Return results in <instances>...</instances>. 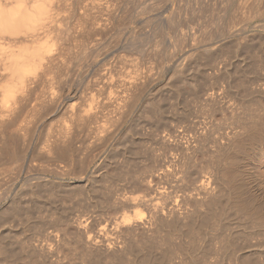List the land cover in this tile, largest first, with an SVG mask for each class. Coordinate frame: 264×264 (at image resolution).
<instances>
[{
	"label": "rangeland",
	"instance_id": "374dc122",
	"mask_svg": "<svg viewBox=\"0 0 264 264\" xmlns=\"http://www.w3.org/2000/svg\"><path fill=\"white\" fill-rule=\"evenodd\" d=\"M42 1L45 4V1L47 0ZM165 1L166 2H164V0H53L51 4L54 3L52 4L53 7L58 8H56L58 12H56L55 10V13L57 14L55 16L59 17L58 13L60 14L59 20L61 21L56 18V21L58 22L57 24L59 26L63 25L61 26V28L65 25L68 30L70 27H74V30L72 29L73 32L70 31L71 28L69 30V33L71 32L70 50H72L71 52L68 51L70 55H67L68 60L66 59L67 61H64V63L66 62V64L62 63L66 66H64V69H62L60 74L55 75L53 73L48 76L47 81L49 83L46 81L48 85L45 82H42L43 84L38 83L37 85H35L36 88H33L30 94H27V91H21L22 89L20 90V88L18 89V87L16 88L15 82H10L11 79L9 77H4L6 81H8V84H6V81L4 79L0 81V107L2 106L0 108V214L2 213L3 208L9 205L8 202L12 199L13 195H18L13 197V199L16 198V200H19L17 202L19 204L21 203L20 206L22 209L20 210L21 214L19 213L18 216L16 215L15 217L13 216L11 218L7 217V221L5 219L1 221L0 224H3L5 227L2 226L0 228V232L1 234L8 232L5 234V236H7V238L11 240L15 236V238L12 240L14 241L13 247L15 246V248H17V252L21 253L18 261L21 263L17 262L16 264H22V262L23 264H29V262L30 264H32L35 259L36 261L33 264L85 263L83 262L84 260H82L83 258L81 257L83 245L79 241L73 243V245L70 244V242H63L59 247H56L58 244V240H55L53 233L54 235L57 233L59 234V232H56L57 230H59V228L56 226H58L59 220L61 222L62 219H64L63 217H65V215V218H74L75 220H71V222L73 223L81 220L83 224V231H88L85 232L88 235L86 234L84 240L88 241V243L92 242L93 245H98L100 250H106V247L109 246H107V243H109L110 241L111 244H109L115 249L118 246L121 248L122 243L123 246H125L124 244L130 243V241L137 243L144 236L148 237L147 234H145L142 230L136 232V234L131 236V238L135 237L132 240L126 235L124 236L123 232L119 230V228L121 229L124 227H122V225L120 224L121 221L119 220H121L120 218H122L124 214V216H126L127 214L130 217L133 216L132 218H134L135 216L131 214L137 213H140L139 217L141 219H144V221L150 218V215L148 213H150V197L152 193L150 192L148 186L150 181L152 180L150 172L152 170L151 167L154 166L153 160H155L153 157V130H155V126H153V118L151 117L153 112L152 103L155 102L153 105L159 103L158 105L162 106H160L162 111L161 113H164L163 115L161 114V117L166 115V118H168V121H166L167 119L165 118V116V121L162 118L163 122L161 123V127L163 128L166 125V127H168L167 129L172 132V135L177 136L180 134V136H178L176 140L179 138L182 142H186L188 139L186 140L185 138L190 137L189 141L191 139H194L197 133L202 130L201 127H203L204 131V129H206V124L212 131H208V133L210 132V134H207L208 136L206 139L210 138L211 140L216 141V138L219 137V135L216 136V134H219L218 131H222L220 130V128H223V124H225V122H227V119L230 118L227 117L234 107L238 110V107L240 108L242 104H250L249 102L252 101V99L253 102L255 100H263L264 93L262 94V96H260L262 98H260L258 94L254 92H257V89L258 91L264 90V9H262L264 8V6H262L261 8V5H264L262 4L264 0H257V2L256 0H252L255 3L250 0H210V2H208L209 0H207V2L205 0H199L200 4H198V0H188L189 4L187 0ZM245 1H247V3H245ZM258 2L260 5L258 4ZM158 3L161 5H159ZM207 3H210L209 6ZM49 4L50 0L49 3L45 5L47 7H50L51 5ZM64 4H67V6H65ZM163 4L165 5L164 8ZM203 4H205L208 9L205 8V5ZM238 4L241 7H239ZM246 5L247 7L249 6L248 8L253 12L247 11L248 8H246ZM76 7L78 8L75 9ZM91 7L93 8L91 9ZM143 7H145V9ZM259 8L261 9L259 10ZM72 9L74 13L73 11H71ZM84 10H86L87 13L83 12ZM163 16L164 18H162ZM175 16L178 18H176ZM202 16H204V18L206 17V19H204ZM167 17L169 19H172V17L174 18L173 24H171V20H169ZM185 17L186 19H184ZM198 17L200 18L198 19ZM89 18H95L96 21H93L96 23L90 21ZM62 19L65 20L63 21ZM166 19H168L169 21L166 22ZM100 20L104 23L100 22ZM175 20L177 22H175ZM97 21L100 23H98ZM88 22L92 24H89ZM205 22H207V24ZM85 23L86 25H89V27L83 25ZM93 23L96 24V26ZM97 24L102 25V28L99 25L97 26ZM59 26H57L56 28H58ZM93 27L95 30L93 29ZM83 28L84 30H82ZM85 28L86 30H88V33L85 32ZM92 29L94 31H97L99 29L100 31H97L96 33L92 31ZM79 30L80 32L84 31L86 36L83 35L84 32L79 33ZM191 30L194 31L191 32ZM57 31L58 29L56 30V33L58 35ZM89 31H91L92 33H90ZM89 33L92 35H90ZM192 33H194L196 36ZM52 34L54 35L55 41L60 39L56 41V48L61 46L62 42L65 45L68 43H64V41L66 40L65 38L64 41L63 39L61 40L60 37L63 38L64 35L59 37V35L57 36L55 33ZM79 34L81 35L80 37L78 36L79 39L77 38V36H74ZM206 34H208V36H205ZM53 35H51V37ZM55 36H57L58 38L56 37L57 39H55ZM73 36L76 39H74ZM208 37H210L211 39ZM52 39H47V42H51ZM180 39L183 41H181ZM54 40L52 41L53 44L55 43ZM78 40H81V42L79 41L78 43ZM196 40L198 42H196ZM77 44L80 45L78 46ZM74 45L77 46L81 51H79L78 48L73 47ZM68 46L67 49H69ZM76 52L79 53L76 54ZM85 52L86 54H90L86 55ZM248 55L251 57H249ZM170 56L173 58H171ZM2 66V63L0 62V79L3 78L2 72H4L5 70L3 69L4 66ZM202 66L204 68H201ZM187 70L189 71L187 72ZM198 70H201V72H199ZM176 71L177 73H175ZM253 71L256 73V75ZM3 76H8L7 70H5ZM50 76L51 78L52 76L53 78L56 76L54 78L55 80L53 78L51 79V83ZM192 78L194 82L191 84L189 83V81H193L191 80ZM249 80L255 81H253L254 83H250ZM182 81L184 82L182 83ZM3 82L6 85L3 84ZM9 82L12 85L14 84L13 86L11 85V88L13 87L12 91L17 92L19 90L21 92L20 93L18 91V94L16 92H13L15 97L10 96L9 94L10 98L14 97L13 102L16 101L15 98L18 97L17 95L19 94H22L21 97L24 98H20V100L16 101L15 103L11 102V105L7 104L6 100L9 96L6 97V94L8 93L5 94V92H7L8 90L5 91L4 89L6 88L5 86H9ZM18 82L16 81V83ZM246 83H250V85H252L248 86V84ZM18 84L21 85L20 83ZM191 85L195 86L193 87ZM3 86L4 88H2ZM254 86L256 87L254 88ZM202 87L203 91H205L206 94L205 92L203 94L201 90ZM247 87H250V89ZM252 87L254 91L252 90ZM201 92L203 95L201 94ZM24 93L25 95H23ZM208 93H214V96L216 95L214 98V102H216H213V106L215 107H208L209 104L207 103H209L210 101L207 102L205 100ZM26 94L29 96H27ZM249 94L252 98L249 96ZM24 96H27V98H25ZM246 96H249V98ZM4 97L7 99L5 100ZM12 99L8 100L12 101ZM2 100L6 102V105H3ZM248 100L250 101L248 102ZM179 102H181V104ZM235 103L237 104L234 105ZM6 107L9 109H7ZM151 107L152 109H150ZM207 108L210 110H208ZM220 109L225 110L222 111ZM235 109H233V111ZM212 110L213 112H211ZM227 110L228 113H226ZM239 111L240 109L238 111L235 110L233 112L234 115H237ZM203 120L205 122V127L202 124ZM223 120L225 122H223ZM213 122L215 124H213ZM189 123L192 124L189 125ZM189 126L191 130L193 127L192 132L194 133L190 132ZM199 126L201 129L199 128ZM212 129H214V132ZM161 131L160 134L162 135L163 130ZM195 131H197V133ZM188 133H196V135H193V138H191L192 134H190L189 136L187 135ZM212 133H215L216 138L212 135ZM210 135L213 136V139L211 138L212 136L209 137ZM203 137H205V134L200 138L202 139ZM175 148L171 151V153L175 157L179 158L181 152H179ZM162 152L163 150H161L160 156H162L163 158L164 154L162 155ZM182 152L185 151L183 150ZM121 169L123 173L121 172ZM123 169L128 171L127 173L130 172V174L124 175L126 171ZM118 170L120 173L118 172ZM31 190H33V192ZM87 191L90 193H87ZM21 194L23 195V197ZM35 194H37L38 196ZM89 194H91V196ZM31 195L35 196L31 199ZM106 195L108 198L106 197ZM104 197L107 200L110 199V202H105ZM13 199L11 201H13ZM122 199H124V201ZM31 200L33 202H31ZM34 200L36 201L34 202ZM125 200L132 201V203H126L125 205L128 206H125L123 204V202H127ZM22 205L25 206L23 207ZM107 206L109 207L107 208ZM122 206L124 210L122 209ZM136 207H138V209ZM55 208H58L56 209L57 211L55 210ZM76 209L78 210L76 211ZM143 211L145 214L143 213ZM141 214H143L144 216L142 217ZM60 215L62 216V219ZM145 215L146 218H144ZM70 218H68L69 220L64 219L63 221L67 220L70 222ZM115 218L118 219V221ZM2 222H4L5 224ZM55 222H57V225ZM71 222L70 224H72V226L68 224V227L69 225L71 227L68 228L70 230L74 229V227H76L80 221L78 223L76 222L77 224L75 223L74 225ZM116 222H118V225H116ZM6 223H8V227ZM146 223V226H148V222ZM119 224L121 225V227L119 226ZM231 225L230 228H227V230L225 229V231L228 232V230L230 229V231H233L234 233L236 232L241 235L243 234L241 237L245 238L246 240L245 243L243 242V245H247V248H254L258 240L259 242L261 240H264V231L260 233L263 229H258L257 227L255 228L252 225L251 228H249V224H247V227L243 226L236 228L233 224L234 229H236L235 231L233 230ZM12 226L13 228H11ZM252 227H254L253 229L256 232L258 231V233L255 232V234L254 230H252ZM9 228H11L10 231L8 230ZM208 229H211L210 231L212 233L216 231V229H214L215 231H212L213 228ZM118 230L120 231V233ZM72 231L73 230L70 231V234L67 233L71 236L70 237L67 235V239L73 238L71 234ZM142 232L144 233L143 236L141 235ZM20 233L22 234L21 236ZM250 234L252 236H250ZM16 235H18L17 238ZM253 235H255V237ZM257 235H259V237ZM256 236L258 239L256 238ZM125 237L127 238L125 239ZM127 239H130V241H125ZM97 241L101 243L99 244L97 243ZM121 241L122 243H120ZM124 241L127 243H124ZM33 242H35V244ZM259 242L257 243V247H255V249H261H257V252L253 254L255 255L253 257L255 259L258 258L257 260L261 262L262 260H264V249L263 252H261L262 248L264 247V241H261L260 244ZM115 244L116 246H114ZM95 245L89 246L96 248ZM258 245H260V247ZM22 248H24V251L22 250ZM125 251L123 253L124 256H128L126 258V262L128 263L126 264H129V262L130 264H136L138 263V260L140 261V257L137 260L134 258L130 251ZM243 251L245 252V250ZM243 251L242 255L244 254ZM30 252L33 253L30 254ZM128 253L130 254L128 255ZM260 253H263V255ZM77 254L79 255L77 256ZM24 255L25 257H23ZM257 255L259 257H257ZM36 256L38 258H36ZM80 257L81 259L79 260ZM215 257L218 262L215 259H212L213 261L211 262V264H214L215 262V264H218L219 262V264H228V262L229 264L232 263L230 260L227 262L225 261L227 257L225 258V260H223L221 257L220 259L217 256ZM259 258H261L262 260H260ZM108 261H110V259ZM113 263L114 262H112V264ZM138 264H140V262Z\"/></svg>",
	"mask_w": 264,
	"mask_h": 264
},
{
	"label": "bare ground",
	"instance_id": "6f19581e",
	"mask_svg": "<svg viewBox=\"0 0 264 264\" xmlns=\"http://www.w3.org/2000/svg\"><path fill=\"white\" fill-rule=\"evenodd\" d=\"M2 1V0H1ZM0 1V62L2 63V65L4 66L3 69L7 70V75L8 76H3L2 72V79L1 80H5L6 78H10L11 81L10 82H15V87L18 89L20 88L21 91L25 92L27 91V94H30L31 90L33 88H36L35 85H37L38 83H42L48 80V76L51 74H60L62 69H64V64H66V62L64 63V61L67 59V55H70V53H68V51L71 52L70 50V46H71V36L69 33L68 28L62 27L63 25H58L56 18L59 20L60 14L58 13L59 17H56L55 15H57L55 13L56 8L53 7L52 3L53 0H50V4L51 6L48 8L46 5L49 3V0L45 1V4L42 0H3L2 2ZM55 1V0H54ZM70 1V0H69ZM132 1V0H131ZM139 1V0H138ZM142 1V0H140ZM144 1V0H143ZM159 1V0H158ZM162 1V0H161ZM169 1V0H167ZM196 1V0H195ZM199 1V0H198ZM202 1V0H200ZM200 1L198 4H200ZM207 2V0H205ZM204 1V2H205ZM213 1V0H212ZM218 1V0H217ZM216 1V3H217ZM229 1V0H228ZM252 1V0H250ZM255 1V0H254ZM261 1V0H259ZM263 1V0H262ZM89 2V1H88ZM87 2V3H88ZM93 2V1H92ZM156 2V1H155ZM164 2H166L164 0ZM163 2V3H164ZM185 2V1H184ZM188 2V0H187ZM210 2V0L208 1ZM221 2V1H220ZM240 2V1H239ZM253 2V1H252ZM251 2V3H252ZM257 2V0H256ZM14 3V4H13ZM102 3V2H101ZM131 3V2H130ZM160 3V2H159ZM158 3V4H159ZM215 3V2H214ZM213 3V4H214ZM215 3V4H216ZM229 3V2H228ZM242 3V2H241ZM245 3H247V1H245ZM255 3V2H253ZM75 4V3H74ZM142 4V3H141ZM167 4V3H166ZM180 4V3H178ZM183 4V3H182ZM189 4V2H188ZM208 4V3H207ZM210 4V3H209ZM208 4V6H209ZM224 4V3H223ZM259 4V2H258ZM257 4V5H258ZM262 4H264V2H262ZM65 5V4H64ZM86 5V4H85ZM94 5V4H93ZM136 5V4H135ZM156 5V4H155ZM161 5V4H159ZM185 5V4H184ZM205 5V4H203ZM233 5V4H232ZM239 5V4H238ZM254 5V4H253ZM252 5V8H253ZM260 5V4H259ZM63 6V5H61ZM67 6V4L65 5ZM74 6V5H73ZM89 6V5H88ZM98 6V5H97ZM101 6V5H99ZM153 6V5H152ZM164 4H163V8H164ZM191 6V5H190ZM212 6V5H211ZM216 6V5H215ZM264 5H261V8ZM71 7V6H70ZM85 7V6H84ZM96 7V6H95ZM107 7V6H106ZM126 7V6H125ZM142 7V5H141ZM149 7V6H148ZM161 7V6H160ZM176 7V6H175ZM188 7V5H187ZM198 7V6H197ZM202 7V6H201ZM204 7V6H203ZM213 7V6H212ZM239 7H241L239 5ZM244 7V6H243ZM249 7V6H248ZM246 5V8H248ZM255 7V6H254ZM72 8V7H71ZM78 7H76L75 9H77ZM93 7H91L92 9ZM137 8V7H136ZM145 9V7H143ZM153 8V7H150ZM159 8V7H158ZM177 8V7H176ZM191 8V7H190ZM200 8V7H199ZM205 8H207V6L205 5ZM203 8V9H205ZM227 8V7H226ZM236 8V7H235ZM256 8V7H255ZM259 8V10L261 9ZM58 9V8H57ZM60 9V8H59ZM86 9V8H85ZM104 9V8H102ZM108 9V8H107ZM126 9V8H125ZM142 9V10H144ZM160 9V8H159ZM186 9V8H185ZM189 9V8H188ZM195 9V8H194ZM193 9V10H194ZM202 9V10H203ZM208 9V8H207ZM213 9V8H212ZM222 9V8H221ZM243 9V8H242ZM249 9V8H248ZM247 11L249 12H253L250 11L251 9H249ZM264 9V8H262ZM67 10V9H66ZM69 10V9H68ZM79 10V9H78ZM88 10V9H87ZM95 10V9H93ZM129 10V9H128ZM137 10V9H136ZM151 10V9H150ZM149 10V11H150ZM154 10V9H152ZM157 10V9H156ZM177 10V9H176ZM180 10V9H179ZM187 10V9H186ZM192 10V9H191ZM196 10V9H195ZM194 10V11H195ZM200 10V11H202ZM214 10V9H213ZM241 10V9H240ZM246 10V9H245ZM73 11V9L71 10ZM80 11V10H79ZM175 11V10H174ZM181 11V10H180ZM190 11V10H188ZM187 11V12H188ZM218 11V10H217ZM225 11V10H224ZM246 11V12H247ZM56 12H58L56 10ZM81 12V11H80ZM83 12H86V10H84ZM91 12V10H90ZM97 12V11H96ZM103 12V11H102ZM105 12V11H104ZM114 12V11H112ZM117 12V11H116ZM144 12V11H143ZM177 12V11H176ZM210 12V10H209ZM240 12V11H239ZM242 12V11H241ZM248 12V15H249ZM258 12V11H257ZM66 13V12H65ZM74 13V11H73ZM87 13V12H86ZM95 13V12H94ZM101 13V12H100ZM99 13V14H100ZM147 13V12H145ZM163 13V12H162ZM179 13V12H178ZM192 13V12H191ZM207 13V12H206ZM225 13V12H224ZM84 14V13H83ZM82 14V15H83ZM144 14V13H143ZM187 14V13H186ZM213 14V13H212ZM211 14V15H212ZM239 14V13H238ZM71 15V14H70ZM79 15V14H78ZM94 15V14H92ZM130 15V14H129ZM178 15V14H177ZM191 15V14H190ZM217 15V14H216ZM242 15V14H241ZM246 15V14H245ZM107 16V15H106ZM158 16V14H157ZM156 16V17H157ZM171 16V15H169ZM186 16V15H184ZM205 16V15H204ZM204 16H202L204 18ZM215 16V15H214ZM237 16V15H236ZM244 16V15H243ZM63 17V16H62ZM70 17V16H69ZM94 17V16H92ZM174 17V15H173ZM172 17V19L168 18L169 20H171V24H173L174 18ZM176 17V16H175ZM229 17V16H228ZM249 17V16H248ZM254 17V16H253ZM82 18V17H81ZM84 18V17H83ZM97 18V17H96ZM164 18V16L162 17ZM166 18V16H165ZM178 18V17H176ZM175 18V19H176ZM181 18V17H179ZM200 17H198L199 19ZM237 18V17H236ZM76 19V18H74ZM90 21L94 22L92 18H89ZM101 19V18H100ZM127 19V18H126ZM168 19H166V22L169 21ZM186 19V17L184 18ZM183 19V20H184ZM197 19V21H198ZM206 19V17L204 18ZM208 19V18H207ZM216 19V18H214ZM213 19V20H214ZM63 21L65 19H62ZM103 20V18H102ZM165 20V19H164ZM196 20V18H195ZM201 20V19H200ZM231 20V19H230ZM238 20V19H237ZM61 21V20H59ZM74 21V20H73ZM82 21V20H81ZM96 21V20H95ZM150 21V20H149ZM180 21V20H179ZM185 21V20H184ZM188 21V20H187ZM194 21V19H193ZM204 21V20H203ZM244 21V20H243ZM66 22V21H65ZM68 22V21H67ZM70 22V21H69ZM79 22V21H78ZM98 22V21H97ZM100 22H102L100 20ZM98 22V23H100ZM106 22V21H105ZM175 22H177L175 20ZM183 22V21H182ZM200 22V21H199ZM214 22V21H213ZM227 22V21H226ZM234 22V21H233ZM89 23V22H88ZM96 23V22H94ZM93 23V24H94ZM104 23V22H102ZM101 23V24H102ZM207 24V22H205ZM210 23V22H209ZM215 23V22H214ZM232 23V22H231ZM59 26L58 28H56L57 26ZM60 24V23H59ZM62 24V23H61ZM68 24V23H67ZM72 24V23H71ZM76 24V23H75ZM92 24V23H89ZM177 24V23H175ZM186 24V23H185ZM227 24V23H226ZM82 25V24H81ZM83 25H86L83 24ZM96 26V24H94ZM93 25V26H94ZM99 24H97L98 26ZM154 25V24H153ZM204 25V23H203ZM211 25V24H210ZM56 26V27H55ZM71 26V25H69ZM79 26V25H78ZM89 27V25H86ZM84 26V27H86ZM102 28V25H99ZM56 29H55V28ZM68 27V26H67ZM81 27V26H80ZM159 27V26H158ZM171 27V26H170ZM178 27V26H177ZM201 27V25H200ZM203 27V26H202ZM206 27V26H205ZM217 27V26H216ZM74 28V27H73ZM70 31H72V29ZM92 28V27H91ZM90 28V30H91ZM100 28V29H101ZM124 28V27H123ZM168 28V27H167ZM199 28V27H198ZM58 29V35L63 36L60 37L61 40L64 38L66 39L64 41V43H67L66 45L63 44L62 42L59 47H55V44L57 43L56 41L60 40H54V35L52 33H56V30ZM94 29V27H93ZM92 29V31H94ZM97 29V28H96ZM155 29V28H154ZM158 29V28H157ZM170 29V28H169ZM180 29V28H179ZM204 29V28H202ZM228 29V28H227ZM74 30V29H73ZM77 30V29H76ZM84 30V28L82 29ZM86 30V28H85ZM161 30V29H160ZM172 30V29H171ZM206 30V29H205ZM88 30H86L85 32H87ZM97 31H100L99 29ZM97 31H94L97 33ZM173 31V30H172ZM194 31V30H193ZM191 30V32H193ZM207 31V30H206ZM205 31V32H206ZM210 31V29H209ZM73 32V31H72ZM77 32V31H75ZM84 32V31H82ZM79 30V33H82ZM84 32V36L85 35ZM90 33H92L91 31H89ZM102 32V30H101ZM100 32V33H101ZM160 32V31H159ZM162 32V31H161ZM179 32V31H178ZM197 32V31H196ZM213 32V31H212ZM88 33V32H87ZM89 33V34H90ZM99 33V32H98ZM121 33V32H120ZM164 33V32H163ZM181 33V32H180ZM199 33V32H198ZM202 33V31H201ZM208 33V32H207ZM251 33V32H250ZM75 34V33H74ZM78 34V33H76ZM184 34V33H183ZM194 34V33H192ZM204 34V33H203ZM210 34V32H209ZM212 34V33H211ZM51 35H53L51 37ZM57 35V36H58ZM88 35V34H87ZM92 35V34H90ZM164 35V34H163ZM162 35V36H163ZM195 35V34H194ZM214 35V33H213ZM55 36V39H57L58 37ZM75 37L78 36L80 37L81 35H74ZM73 36V38H74ZM96 36V35H95ZM105 36V35H104ZM177 36V35H176ZM181 36V35H180ZM196 36V35H195ZM193 36V37H195ZM198 36V35H197ZM200 36V35H199ZM205 36H208V34H206ZM211 36V35H210ZM57 37V38H56ZM89 37V36H88ZM53 38V39H52ZM83 38V37H82ZM87 38V37H86ZM91 38V37H90ZM163 38V37H162ZM161 38V39H162ZM184 38V37H183ZM182 38V39H183ZM197 38V37H196ZM210 38V37H208ZM207 38V39H208ZM47 39H52V41L54 40L55 43L53 44V42L51 43L49 41V43L47 42ZM76 39V38H74ZM79 39V38H78ZM81 39V38H80ZM160 39V41H161ZM179 39V38H178ZM203 39V38H202ZM211 39V38H210ZM46 40V41H45ZM88 40V39H87ZM181 40V39H180ZM186 40V39H185ZM191 40V39H190ZM193 40V39H192ZM198 40V39H197ZM196 40V42H198ZM200 40V39H199ZM43 41V42H42ZM45 41V42H44ZM79 41L81 42V40H78L77 42L79 43ZM163 41V40H162ZM178 41V40H177ZM183 41V40H181ZM201 41V40H200ZM199 41V42H200ZM179 42V41H178ZM195 42V41H193ZM204 42V41H203ZM73 43V42H72ZM76 43V42H75ZM85 43V42H84ZM83 43V44H84ZM138 43V42H137ZM159 43V41H158ZM161 43V42H160ZM184 43V42H183ZM237 43V42H236ZM82 44V45H83ZM89 44V43H88ZM92 44V43H91ZM102 44V43H101ZM69 45V46H68ZM73 45V44H72ZM76 45V44H75ZM73 46L78 48L77 46ZM78 45V44H77ZM80 45V44H79ZM78 45V46H79ZM137 45V44H136ZM155 45V44H154ZM180 45V44H179ZM177 45V46H179ZM57 46V45H56ZM64 46V47H62ZM67 46L69 49H67ZM183 46V45H182ZM150 47V46H149ZM173 47V46H172ZM248 47V46H247ZM262 47V46H261ZM73 48V49H76ZM135 48V47H134ZM158 48V47H157ZM156 48V49H157ZM66 49V50H65ZM79 49V48H78ZM242 49V48H241ZM85 50V49H84ZM90 50V49H89ZM166 50V49H165ZM74 51V50H73ZM79 51H81L79 49ZM91 51V50H90ZM96 51V50H95ZM136 51V50H135ZM255 51V50H254ZM159 52V51H158ZM232 52V51H231ZM75 53V52H74ZM79 53V52H78ZM76 52V54H78ZM86 54V52H85ZM90 54V53H88ZM86 54V55H88ZM198 54V53H197ZM233 54V53H232ZM258 54V53H257ZM256 54V55H257ZM260 54V52H259ZM84 55V56H86ZM93 55V54H92ZM158 55V54H157ZM170 55V54H169ZM213 55V54H212ZM222 55V54H221ZM249 56V55H248ZM254 56V55H253ZM252 56V57H253ZM258 56V55H257ZM89 57V56H88ZM171 57V56H170ZM174 57V55H173ZM171 57V58H173ZM201 57V56H200ZM207 57V56H206ZM251 57V56H249ZM98 58V57H97ZM155 58V57H154ZM170 58V59H171ZM211 58V57H210ZM220 58V57H219ZM217 58V59H219ZM222 58V56H221ZM247 58V57H246ZM63 59V60H62ZM87 59V58H86ZM96 59V58H95ZM68 60V59H67ZM66 60V61H67ZM97 60V59H96ZM154 60V59H153ZM250 61V60H249ZM261 61V60H260ZM76 62V61H75ZM81 62V61H80ZM85 62V61H84ZM255 62V61H254ZM258 62V61H257ZM263 62V61H262ZM64 63V64H62ZM77 63V62H76ZM82 63V62H81ZM145 63V62H144ZM150 63V62H149ZM163 63V62H162ZM203 63V62H202ZM206 63V62H205ZM215 63V62H214ZM242 63V62H241ZM259 63V62H258ZM196 64V63H195ZM199 64V63H197ZM201 65V64H200ZM205 65V64H204ZM216 65V64H215ZM254 65V64H253ZM257 65V64H256ZM259 65V64H258ZM263 65V64H262ZM2 66V67H3ZM77 66V65H76ZM100 66V65H99ZM251 66V65H250ZM249 66V67H250ZM255 66V65H254ZM1 67V68H2ZM182 67V66H181ZM189 67V66H187ZM200 67V66H199ZM183 68V67H182ZM201 68H204L203 66ZM257 68V67H256ZM259 68V67H258ZM2 69V71H3ZM68 69V68H67ZM87 69V68H86ZM200 69V68H199ZM191 70V69H190ZM196 70V69H195ZM228 70V69H227ZM253 70V69H252ZM178 71V70H177ZM177 71L175 73H177ZM180 71V70H179ZM189 70H187L188 72ZM199 71V70H198ZM1 72V71H0ZM201 72V70L199 71ZM227 72V71H225ZM254 72V71H253ZM193 73V72H192ZM204 73V72H203ZM185 74V73H184ZM236 74V73H235ZM254 74L256 75V73L254 72ZM1 75V74H0ZM178 75V74H177ZM190 75V74H189ZM246 75V74H245ZM248 75V74H247ZM60 76V75H59ZM92 76V75H91ZM90 76V78H91ZM176 76V75H175ZM183 76V74H182ZM194 76V75H193ZM259 76V75H258ZM56 77V76H55ZM54 77V78H55ZM61 77V76H60ZM187 77V76H186ZM240 77V76H239ZM257 77V76H255ZM1 78V77H0ZM53 78V76H52ZM51 76H50V83L51 81ZM53 78V79H54ZM59 78V77H58ZM95 78V77H94ZM132 78V77H131ZM229 78V77H228ZM259 78V77H258ZM61 79V78H60ZM68 79V78H67ZM183 79V78H181ZM218 79V78H217ZM260 79V78H259ZM8 80V79H7ZM55 80V79H54ZM63 80V79H62ZM193 80V78L191 79ZM256 80V78H255ZM253 80V81H255ZM4 81V82H5ZM16 81L18 83H20L21 85H19L18 83H16ZM250 81V80H249ZM253 81H250V83H252ZM3 82V84H5ZM8 81H6V84ZM9 82V86H5L6 88H4V86L2 88L6 90H8L6 93L8 94H4L6 97L9 96H14L13 92L16 91H12L13 87L11 88V85ZM48 82V81H47ZM184 81H182L183 83ZM193 81H189V83H193ZM219 82V81H218ZM44 83V84H45ZM49 83V82H48ZM57 83V82H56ZM179 83V82H178ZM217 83V81H216ZM250 83H246L248 84V86H251ZM254 83V82H253ZM17 84V85H16ZM43 84V83H42ZM47 84V83H46ZM55 84V83H54ZM170 84V83H169ZM180 84V83H179ZM221 84V83H220ZM14 85V84H13ZM12 85V86H13ZM48 85V84H47ZM181 85V84H180ZM183 85V84H182ZM244 85V84H243ZM257 85V84H256ZM1 86V85H0ZM35 86V87H34ZM191 86H195V85H191ZM211 86V85H210ZM218 86V85H217ZM225 86V85H224ZM240 86V84H239ZM246 86V85H245ZM258 86V85H257ZM9 89H8V88ZM49 87V86H48ZM205 87V86H204ZM207 87V86H206ZM212 87V86H211ZM256 86H254L255 88ZM1 88V87H0ZM51 88V87H50ZM49 88V89H50ZM176 88V87H175ZM179 88V87H177ZM228 88V87H227ZM250 89V87H247ZM258 88V87H257ZM3 89V90H4ZM196 89V88H195ZM206 89V88H205ZM204 89V90H205ZM248 89V90H249ZM260 89V88H259ZM2 90V89H1ZM16 90V89H15ZM202 92L204 94L205 91H203V87H202ZM200 90V91H201ZM253 90V87H252ZM19 91V90H18ZM18 91L16 92L18 94ZM52 91V89H51ZM199 91V92H200ZM241 91V90H240ZM250 91V90H249ZM254 91V90H253ZM256 91V90H255ZM264 90H260L257 92H254L256 94H258V96H262V94L264 92H261ZM2 92V91H1ZM20 92V91H19ZM22 92V93H23ZM164 92V91H163ZM198 92V93H199ZM201 92V94H202ZM15 93V94H16ZM21 93V92H20ZM179 93V92H178ZM249 93V92H248ZM2 94V93H1ZM16 94V95H17ZM26 94V95H27ZM181 94V93H180ZM179 94V95H180ZM197 94V93H196ZM202 94V95H203ZM206 94V92H205ZM224 94V92H223ZM253 94V93H251ZM20 95V96H19ZM17 95L18 97H16V101H19L20 98L22 99L23 97L22 94ZM25 95V93L23 94ZM167 95V94H166ZM183 95V94H182ZM201 95V96H202ZM222 95V94H221ZM3 96V95H2ZM10 96L8 97V99H12V101L8 100L7 98H5V100L7 101V104L11 105L14 100V97L10 98ZM29 96V95H27ZM27 96L25 98H27ZM159 96V95H158ZM181 96V95H180ZM207 97L205 98V100L209 103V108L210 106H213V104L216 102H214V93H211L208 95H206ZM218 96V95H217ZM250 96V94H249ZM249 96H246L249 98ZM165 97V96H164ZM196 97V96H195ZM251 97V96H250ZM2 98V97H1ZM158 98V97H157ZM172 98V97H171ZM202 98V97H201ZM218 98V97H216ZM252 98V97H251ZM254 98V97H253ZM262 98V97H260ZM24 99V98H23ZM174 99V98H173ZM172 99V100H173ZM196 99V98H195ZM198 99V98H197ZM256 99V97H255ZM4 100V99H3ZM2 100V101H3ZM29 100V99H28ZM181 100V99H180ZM184 100V99H183ZM199 100V99H198ZM217 100V99H215ZM23 101V100H22ZM176 101V100H175ZM226 101V100H225ZM231 101V100H230ZM233 101V100H232ZM250 100H248L249 102ZM10 102V103H9ZM160 102V101H159ZM174 102V101H173ZM191 102V101H190ZM204 102V101H203ZM214 102V103H213ZM237 102V101H235ZM247 102V103H248ZM252 102V103H251ZM2 103V102H1ZM152 103V102H151ZM150 103V104H151ZM155 103V102H154ZM154 103H152L153 106V112L151 117L153 118V126H155V130L154 131V152H153V157L155 160H153L154 162V166H152V170H151V177L152 180L149 183V189L150 192L152 193L151 195V203H150V213H148L150 216V218H148L147 220H145L146 222H148V226L147 223L144 221V219H141L139 217L140 213L137 214H131L134 215L135 217L132 218L133 216H129L126 214V216H122V218H120L121 220V225L123 228H119V230H121V232H123L124 236L126 235L127 237L131 238V236H133L134 234H136V232H139L140 230H142L145 234H147L148 237L144 236L140 241H138L137 239V243L130 241V239L125 240L127 242L130 241V243H127L124 241L125 246H123L122 241L119 244L121 245V248L118 246L116 248L119 249H114V247H112L109 243H107L106 247L107 249H101L99 248L98 245H95V247H91L94 246L92 242H89L84 240L85 236L88 231H83V224L81 222V220L76 221L75 223L77 224L76 227H74V229L71 232L73 238L71 239L70 235V229H68L70 227V225L72 226V224H70L71 219L70 217H63L64 219L69 220L68 218H70V222L67 223L66 221H63L64 219H61L62 221L58 223V227L59 230H57L56 232H59V234H55L53 233V236L55 237V240H58V244L56 247H59L63 242L65 243H69L73 245V243H76L77 241H79L80 243H82L83 245V249H82V253H81V257L83 258L82 260H84L83 264H107V263H111L114 262L113 264H126L128 262H126V256H124V251H130L131 254L134 256L135 259L138 260V258L140 257V261L138 260V263L140 262V264H211V262L215 259L216 257H220L225 260V258L227 257V259L225 260L227 261H231V264H264V260H262L261 258H259L260 260H262L261 262L257 259H255L253 256V254H255L257 252V249H261V248H256L257 247V243L259 242V240L257 241V243L255 244L256 246L254 248H247L246 246L243 245V242L245 243V238L241 237L242 235L239 233H234L233 231H230V229L227 231H225V229L227 230V228H230V225L232 226L233 230L236 231V229H234L233 224L235 225L236 228L238 227H243L246 226L247 224L250 225L249 228H251V225L254 226L255 228L257 227L258 229H263L260 233H262L264 231V97L263 100H255L253 102L250 101L248 105L242 104L240 106V108L238 107V110L240 109V111L237 113V115H234V111H238L237 109H235V107L233 109H235L233 111H230V114L227 118V122H225L223 120V122H225L224 127L220 128V130L222 131H218L219 134L217 133L216 136L219 135L218 138L215 137V133H212V135L217 139L216 141L208 140L207 138V134H210V132L208 133V131H211V129H209L206 124V127L204 126L205 122L203 120V126L206 128L203 131V127L201 131H199L197 133V131H195L197 133L192 134L194 132H192V130L190 129V132L192 133H188L187 135L190 136L191 138H193V135H196L194 139H191L189 141V138H185L187 141L186 142H182L179 138L176 140V138L179 135L175 136L172 135L171 131L168 130L165 125V127H161V123L163 122L164 116L165 118L167 117L166 115H164L163 117H161V114L163 115L164 113H161V108L158 105L159 103H156L155 105H153ZM178 103V102H177ZM176 103V104H177ZM181 104V102H179ZM192 103V102H191ZM218 103V102H217ZM234 103V102H233ZM246 103V102H245ZM6 105V102L3 101V105ZM18 104V103H17ZM185 104V103H184ZM188 104V103H187ZM237 103H235L234 105H236ZM1 105V104H0ZM8 105V106H9ZM13 105V104H12ZM186 105V104H185ZM193 105V104H192ZM201 105V104H200ZM7 106V107H8ZM175 106V105H174ZM188 106V105H187ZM206 106V104H205ZM220 106V104H219ZM231 106V105H229ZM2 107V106H1ZM0 107V108H1ZM5 107V106H4ZM6 107V108H7ZM10 107V106H9ZM74 107V106H73ZM162 107V106H161ZM166 107V106H165ZM164 107V108H165ZM201 107V106H200ZM203 107V106H202ZM15 108V107H14ZM13 108V110H14ZM168 108V107H167ZM231 108V107H230ZM237 108V106H236ZM9 109V108H7ZM152 109V107L150 108ZM206 109V108H205ZM208 109V108H207ZM213 109V108H212ZM146 110V109H145ZM173 110V109H172ZM178 110V109H177ZM204 110V109H203ZM210 110V109H208ZM215 110V109H214ZM222 111H224L225 109H220ZM11 111V110H10ZM16 111V110H15ZM164 111V110H163ZM168 111V110H167ZM192 111V110H191ZM197 111V110H196ZM200 111V109H199ZM206 111V110H205ZM221 111V114H222ZM12 112V111H11ZM14 112V111H13ZM204 112V111H203ZM213 112V110L211 111ZM17 113V112H16ZM171 113V112H168ZM173 113V112H172ZM195 113V112H194ZM228 113V110L227 112ZM209 114V113H208ZM218 115V114H217ZM5 116V115H4ZM211 116V115H210ZM173 117V115H172ZM175 117V116H174ZM216 117V116H215ZM214 117V118H215ZM225 117V116H224ZM163 118V120H162ZM179 118V116H178ZM177 118V119H178ZM213 118V119H214ZM168 121V118H166ZM183 119V118H182ZM208 119V118H206ZM216 119V118H215ZM196 120V119H195ZM207 121V120H206ZM209 121V120H208ZM213 121V120H212ZM172 122V121H171ZM187 122V121H186ZM219 122V121H218ZM222 123V122H221ZM170 124V123H169ZM192 123H189V125ZM213 124H215L213 122ZM174 125V124H173ZM178 125V124H177ZM210 125V123H209ZM163 126V124H162ZM171 126V125H170ZM212 126V125H211ZM210 126V127H211ZM217 126V125H216ZM215 126V127H216ZM200 128V126H199ZM200 128V129H201ZM198 129V130H200ZM209 129V130H208ZM163 130L162 135L160 134V131ZM195 130V127H194ZM197 130V129H196ZM214 132V129H212ZM142 131V130H141ZM216 131V130H215ZM162 132V131H161ZM212 132V131H211ZM11 134V133H10ZM205 134V137H203L202 139L200 137H202ZM137 135V134H136ZM212 135H210L209 137H211ZM2 136V135H1ZM213 136L211 137L213 139ZM174 139V141H173ZM149 140V139H147ZM184 140V138H183ZM8 144V143H7ZM179 145V146H177ZM5 146V145H4ZM9 147V146H8ZM175 147H180V148H175ZM138 148V147H137ZM140 148V147H139ZM153 148V147H152ZM178 150L179 152H181L180 155V159L178 157H175L171 151L173 149ZM4 149V148H3ZM10 149V148H9ZM136 149V148H135ZM134 149V150H135ZM133 150V151H134ZM161 150H163L162 155H161ZM185 152H182V151ZM135 152V151H134ZM174 153V152H173ZM130 154V153H129ZM126 154V155H129ZM138 154V153H137ZM125 155V154H124ZM146 155V154H145ZM135 156V155H134ZM144 156V155H143ZM142 157V156H141ZM141 159V158H140ZM134 160V159H133ZM138 160V159H137ZM136 161V160H135ZM125 164V163H124ZM137 164V163H136ZM122 166V165H121ZM137 166V165H136ZM118 167V166H116ZM129 168V167H128ZM126 169V168H125ZM123 169V170H125ZM138 169V168H137ZM110 170V169H109ZM126 171V170H125ZM124 171V172H125ZM119 172V170H118ZM121 172L123 173L122 169ZM128 171L125 172L124 175H128L130 174L127 173ZM147 172V171H146ZM120 173V172H119ZM121 173V174H122ZM102 175V174H100ZM136 175V174H135ZM116 176V175H115ZM132 176V175H131ZM144 176V175H143ZM150 176V175H149ZM100 177V176H99ZM137 177V176H135ZM147 177V176H146ZM128 178V177H126ZM140 178V177H139ZM145 178V177H144ZM105 179V178H104ZM124 180V179H123ZM142 180V179H141ZM144 180V179H143ZM100 181V180H99ZM149 181V179H148ZM142 182V181H140ZM37 183V182H35ZM49 184V183H48ZM85 185V184H84ZM145 185V184H144ZM56 186V185H55ZM65 186V185H64ZM40 187V186H39ZM62 187V186H61ZM110 187V186H109ZM108 187V188H109ZM24 188V187H23ZM112 188V187H111ZM33 189V188H31ZM105 189V188H103ZM107 189V188H106ZM110 189V188H109ZM115 189V188H114ZM40 190V189H39ZM46 190V189H45ZM53 190V189H52ZM74 190V189H73ZM33 192V190H31ZM51 191V190H50ZM77 191V190H76ZM80 191V190H79ZM86 191V190H85ZM99 191V190H98ZM108 191V190H106ZM30 192V191H28ZM55 192V191H54ZM111 192V191H110ZM19 193V192H18ZM46 193V192H45ZM72 193V192H71ZM87 193H90L87 191ZM118 193V192H117ZM180 193V194H179ZM34 194V193H33ZM113 194V193H112ZM22 195V194H21ZM28 195V193H27ZM37 195V194H35ZM35 195H31V199L32 197H34ZM91 196V194H89ZM109 195V194H108ZM118 195V194H117ZM18 196V195H15ZM14 195L12 196L15 197ZM38 196V195H37ZM54 196V195H53ZM75 196V195H74ZM88 196V195H87ZM105 196V195H104ZM112 196V195H111ZM115 196V195H114ZM119 196V195H118ZM138 196V195H137ZM142 196V195H141ZM23 197V195H22ZM40 197V196H39ZM86 197V196H85ZM107 197V195H106ZM20 198V197H19ZM17 198V199H19ZM38 198V197H37ZM36 198V200H37ZM77 198V197H76ZM80 198V197H79ZM108 198V197H107ZM112 198V197H111ZM11 199V200H12ZM34 199V198H33ZM89 199V198H88ZM87 199V200H88ZM91 199V198H90ZM94 199V198H93ZM105 199V202L110 200V199ZM134 199V198H133ZM142 199V197H141ZM9 200V205L5 206L2 210V213L0 214V223L1 221H3L4 219L7 221V217L11 218V217H15L16 215L18 216V214L20 213L21 206L20 204L17 202L19 200L13 199V201ZM21 200V199H20ZM34 200V202L36 201ZM124 201V199H122ZM144 200V199H143ZM11 201V202H10ZM127 202H123V204L125 205L126 203H132V201L129 200H125ZM129 201V202H128ZM135 201V200H134ZM28 202V201H27ZM31 202H33L31 200ZM58 202V201H57ZM78 202V201H77ZM110 202V201H109ZM116 202V200H115ZM121 202V201H120ZM141 202V200H140ZM56 203V202H55ZM95 203V202H94ZM101 203V202H100ZM135 203V202H134ZM143 203V202H142ZM141 203V204H142ZM7 204V203H6ZM26 204V203H24ZM121 204V203H120ZM129 204V205H130ZM107 205V204H106ZM113 205V204H112ZM111 205V206H112ZM134 205V204H133ZM146 205V204H145ZM23 207L25 205H22ZM32 206V205H31ZM79 206V205H78ZM103 206V205H102ZM128 206V205H125ZM41 207V206H40ZM53 207V206H52ZM69 207V206H68ZM101 207V206H100ZM109 206H107L108 208ZM121 207V206H120ZM147 207V206H146ZM54 208V207H53ZM77 208V207H76ZM104 208V207H103ZM129 208V207H127ZM138 209V207H136ZM24 209V208H23ZM34 209V208H33ZM58 208H55V210ZM112 209V208H111ZM120 209V208H119ZM123 209V206H122ZM52 210V209H51ZM54 210V211H55ZM78 209H76L77 211ZM83 210V209H82ZM124 210V209H123ZM127 210V209H125ZM140 210V209H139ZM143 210V209H142ZM149 210V209H148ZM147 210V211H148ZM57 211V210H56ZM65 211V210H64ZM131 211V210H130ZM27 212V211H25ZM52 212V211H51ZM80 212V211H79ZM78 212V213H79ZM127 212V211H126ZM146 212V211H145ZM41 213V212H40ZM70 213V212H69ZM72 213V212H71ZM125 213V212H124ZM133 213V212H132ZM144 213V211H143ZM21 214V213H20ZM24 214V213H23ZM86 214V213H85ZM109 214V213H107ZM145 214V213H144ZM30 215V214H29ZM28 215V216H29ZM50 215V213H49ZM73 215V214H72ZM138 215V216H137ZM24 216V215H23ZM64 216V215H63ZM88 216V214H87ZM141 216L143 217L144 215L141 214ZM19 218V217H18ZM22 218V217H21ZM146 218V215L145 217ZM2 219V220H1ZM54 219V217H53ZM80 219V218H79ZM116 219V218H115ZM56 220V219H55ZM75 220V219H74ZM97 220V219H96ZM118 221V219H116ZM149 220V221H148ZM88 221V220H87ZM95 221V220H94ZM5 222V221H4ZM2 222V223H4ZM84 222V221H83ZM233 222V223H232ZM46 223V222H45ZM57 225V222H55ZM54 223V224H55ZM66 223V224H64ZM73 223V222H71ZM73 223V225L75 224ZM118 222H116V225ZM5 224V223H4ZM8 223H6L7 225ZM64 224V225H63ZM68 224L69 227H68ZM119 224V226L121 227V225ZM88 225V224H87ZM115 225V226H116ZM5 227L3 224H0V228L1 227ZM9 225H7L8 227ZM86 226V225H85ZM252 227V230H254ZM13 228V226L11 227ZM11 228H9L8 230L10 231ZM71 228V227H70ZM76 228V229H75ZM208 228H213L212 231L214 229H216V231L214 233H212ZM240 229V228H239ZM118 230V231H119ZM149 232V233H147ZM211 232H209V231ZM3 231V230H2ZM116 231H117V227H116ZM249 231V230H247ZM142 232V233H143ZM239 232V231H238ZM256 231L254 230V233ZM8 233V232H6ZM1 234L0 232V264H16L19 261L20 258V254L19 252H17V248H15L14 245V241H12L14 238L11 240L9 238H7V236H5V234ZM10 233V232H9ZM17 233V232H16ZM22 233V232H21ZM20 233V236L22 235ZM68 233V234H67ZM85 233V235H84ZM120 233V231H119ZM141 235L143 236L144 233ZM241 233V231H240ZM243 233V232H242ZM253 233V234H254ZM258 233V231L256 232ZM255 233V234H256ZM259 233V235H260ZM264 233V232H263ZM50 234V233H49ZM35 235V234H34ZM70 236V239H67L66 236ZM88 235V234H87ZM121 235V234H120ZM259 235H257L259 237ZM5 236V237H4ZM18 235H16L17 238ZM100 236V235H99ZM250 236H252L250 234ZM255 237V235H253ZM256 236V238H257ZM264 236V235H263ZM262 236V237H263ZM125 237V239L127 238ZM245 237V236H244ZM89 238V237H87ZM115 238V237H114ZM135 238V237H134ZM133 237L131 238L134 239ZM264 238V237H263ZM20 239V238H19ZM25 239V238H24ZM93 239V238H92ZM105 239V238H104ZM110 239V238H109ZM253 239V238H252ZM258 239V238H257ZM260 239V238H259ZM262 239V238H261ZM254 240V239H253ZM17 241V240H15ZM22 241V240H21ZM35 241V240H34ZM95 241V240H93ZM102 241V240H101ZM264 241V240H261ZM261 241L259 242V244L261 243ZM19 242V241H18ZM25 242V241H24ZM23 242V243H24ZM103 242V241H102ZM31 243V242H30ZM35 244V242H33ZM79 243V244H80ZM88 243V244H87ZM96 243V242H95ZM97 243H101L98 242ZM96 243V244H97ZM113 243V242H112ZM247 243V242H246ZM22 244V243H21ZM103 244V243H102ZM101 244V245H102ZM106 244V243H105ZM91 245V246H89ZM100 245V247H101ZM254 245V243H253ZM36 246V245H35ZM34 246V247H35ZM81 246V245H80ZM98 246V247H97ZM103 246V245H102ZM106 246V245H105ZM116 246V244L114 245ZM260 247V245H258ZM104 247V246H103ZM262 247V246H261ZM44 248V247H43ZM55 248V247H54ZM68 248V247H67ZM72 248V247H71ZM24 248H22L23 250ZM74 249V246H73ZM99 249V251H98ZM264 247L262 248L261 252H263ZM43 250V249H42ZM54 250V249H53ZM76 250V249H75ZM105 252H104V251ZM245 250V252L243 251ZM24 251V250H23ZM79 251V249H78ZM81 251V250H80ZM101 251V252H100ZM125 251V252H126ZM242 251L244 252V254L242 255ZM29 252V251H28ZM45 252V251H44ZM59 252V251H57ZM259 252V251H258ZM23 253V252H22ZM33 252H30V254H32ZM29 254V255H30ZM41 254V253H40ZM49 254V253H48ZM130 253H128L129 255ZM263 255V253H260ZM38 255V254H37ZM45 255V254H44ZM79 254H77L78 256ZM111 257H110V256ZM126 255V254H125ZM141 255V256H140ZM259 255V254H258ZM257 255V257H259ZM31 256V255H30ZM214 256V257H213ZM25 257V255L23 256ZM81 257L79 258V260L81 259ZM262 257V256H261ZM264 257V256H263ZM35 258V257H34ZM33 258V259H34ZM36 258H38L36 256ZM41 258V257H40ZM69 258V257H68ZM131 258V256H130ZM229 258V259H228ZM32 259V260H33ZM110 259V261H108ZM213 259V260H212ZM26 260V259H25ZM28 260V257H27ZM26 260V261H27ZM38 260V259H37ZM54 260V259H53ZM71 260V259H70ZM136 260V261H137ZM222 260V261H223ZM30 261V260H29ZM36 261V259H35ZM33 261V263L35 262ZM41 261V260H40ZM55 261V260H54ZM217 261V260H216ZM28 262V261H27ZM39 262V260H38ZM45 262V261H44ZM52 262V261H51ZM57 262V261H56ZM218 262V261H217ZM21 263V262H18ZM26 263V262H25ZM32 263V264H33ZM40 263V262H39ZM43 263V262H42ZM54 263V262H53ZM136 263V264H138ZM216 263V262H215ZM214 263V264H215ZM220 263V262H219ZM218 263V264H219ZM23 264V262H22ZM28 264V263H26ZM30 264V262H29ZM37 264V263H35ZM44 264V263H43ZM46 264V263H45ZM49 264V263H48ZM65 264H69V263H65ZM77 264V263H76ZM130 264V262H129ZM226 264V263H225ZM229 264V262H228Z\"/></svg>",
	"mask_w": 264,
	"mask_h": 264
}]
</instances>
